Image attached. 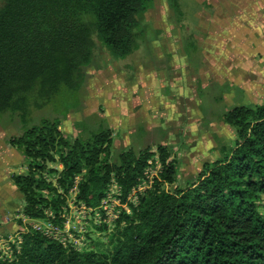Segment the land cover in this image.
<instances>
[{
    "label": "trees",
    "instance_id": "16d2710c",
    "mask_svg": "<svg viewBox=\"0 0 264 264\" xmlns=\"http://www.w3.org/2000/svg\"><path fill=\"white\" fill-rule=\"evenodd\" d=\"M151 1L0 0V113L22 123L8 139L24 158V171L11 174L22 214L60 225L69 202L95 213L114 190L126 205L106 247L77 248L30 226L9 255L0 254V264H264V101L222 113L234 144L183 186L175 183L176 161L166 145L112 150L105 125L67 137L56 117L27 123L31 107L81 86L94 36L112 56L128 55ZM166 1L179 8V0ZM150 160L158 164L151 178Z\"/></svg>",
    "mask_w": 264,
    "mask_h": 264
},
{
    "label": "rangeland",
    "instance_id": "374dc122",
    "mask_svg": "<svg viewBox=\"0 0 264 264\" xmlns=\"http://www.w3.org/2000/svg\"><path fill=\"white\" fill-rule=\"evenodd\" d=\"M136 31L135 47L122 58L94 36L81 86L31 107L27 123L56 117L67 137L105 125L112 131V150L166 145L176 161L175 183L183 186L204 162L234 144V129L222 113L264 101V0H179L178 9L152 0ZM21 125L16 114L0 113V254L7 255L19 231L30 227L21 212L23 196L11 180V174L24 171L23 156L8 143ZM149 162L151 178L158 164ZM143 188L128 200L135 203ZM113 193L107 215L71 202L65 207L60 226H68L75 246H108L113 222L126 208Z\"/></svg>",
    "mask_w": 264,
    "mask_h": 264
},
{
    "label": "built area",
    "instance_id": "2783aa9c",
    "mask_svg": "<svg viewBox=\"0 0 264 264\" xmlns=\"http://www.w3.org/2000/svg\"><path fill=\"white\" fill-rule=\"evenodd\" d=\"M113 192V191H111ZM117 192H115L113 194H116ZM115 200H119V198H117V196L113 195ZM110 199V193L101 201V205H100V210L95 211L96 213L102 212L103 215L106 214L107 215V202ZM84 209V208H83ZM85 210V209H84ZM61 217H64V214H61ZM29 219V218H27ZM30 221V226L32 229L36 230V231H40L43 235L52 238V239H56L58 241H60L63 244H66L67 242L72 243L74 246V237L72 236V234L69 232V228L67 226V228H63L62 226H60L59 224H56L50 220L48 221H35V220H27ZM77 247V246H75ZM78 248V247H77Z\"/></svg>",
    "mask_w": 264,
    "mask_h": 264
}]
</instances>
